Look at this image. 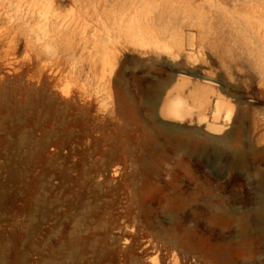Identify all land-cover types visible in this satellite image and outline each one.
I'll return each mask as SVG.
<instances>
[{
	"label": "rangeland",
	"instance_id": "1",
	"mask_svg": "<svg viewBox=\"0 0 264 264\" xmlns=\"http://www.w3.org/2000/svg\"><path fill=\"white\" fill-rule=\"evenodd\" d=\"M9 1L0 0L1 15ZM121 1L62 0L60 21L87 36L51 51L0 18V264H264L255 225L264 209V69L250 9L207 6L205 32L219 41L196 71L154 55L132 64L125 54L111 73L122 39L113 37L111 52L91 39L131 16ZM201 73L228 92L225 133L205 129L210 117L191 100L208 84ZM177 94L183 123L161 115Z\"/></svg>",
	"mask_w": 264,
	"mask_h": 264
},
{
	"label": "bare ground",
	"instance_id": "2",
	"mask_svg": "<svg viewBox=\"0 0 264 264\" xmlns=\"http://www.w3.org/2000/svg\"><path fill=\"white\" fill-rule=\"evenodd\" d=\"M15 1H9V8L4 6V14L1 15L0 10V18L7 20L9 24H16L18 31H28L37 38L36 42L44 41L48 50L51 51L56 42L71 45L75 36H81V40H86L87 34L78 32V25H68L60 21V16L57 13L62 0H19L16 6ZM128 2L133 8L131 16L121 23H115L117 18L115 17L113 18L115 21L113 23L112 20L111 25L101 24L91 39L93 45H104L107 52H111L110 45L113 43L114 36L122 39L121 53L119 56L114 54L113 59L117 63L115 66H110L111 73L115 71L117 64L125 54H131L132 58H126V60L132 64L140 62L137 56L146 58L154 55L165 63H168L167 60L171 63L183 60L182 66L177 67L180 73L189 74L190 71H196L201 65L207 64L204 60L206 46L217 45L219 41L213 33L205 32L202 21L204 20L203 15L209 13L207 6L210 9L218 7L226 9L225 7L229 5L238 12L241 3L246 5L245 9H250L252 20L250 25L255 31L254 39L257 40L258 45L253 48V53H258L260 68L264 69V0H219L218 3L211 0L201 4L197 3L198 0H128ZM261 2L262 5H260ZM8 9H12L15 14L10 15ZM211 22L209 30H213L214 24ZM194 29L204 30L203 38L195 36L192 33ZM213 37L216 38L214 42L212 41ZM89 42L86 41L85 44H89ZM195 75L208 84H205L204 89L197 96H193L191 100L194 105L199 106V110L205 112V121H207V117H210L206 122L205 129L216 135L223 133L232 116V110L225 108V115L222 118L224 121L219 122L220 114L223 112L222 105H231L228 96H226L228 92L212 86L211 82L214 80L207 75L203 73ZM244 76L250 78L252 84L255 81L250 68ZM182 102V96L179 94L168 97L165 101L166 108L161 112V115L167 120L169 118L172 121L179 120L183 123L184 117L177 113V107L183 105ZM262 102L264 103V97ZM200 123L201 121L197 123L198 127H200ZM165 127L172 128L169 124ZM229 140V135L218 139L221 146L228 145ZM231 155L238 164H243L244 155L241 150L233 149ZM263 198L264 196L260 199ZM259 212L255 225L260 231L261 240L264 241V209L260 208ZM84 263L87 264L84 257H77L76 264ZM63 264L67 263L63 262Z\"/></svg>",
	"mask_w": 264,
	"mask_h": 264
}]
</instances>
